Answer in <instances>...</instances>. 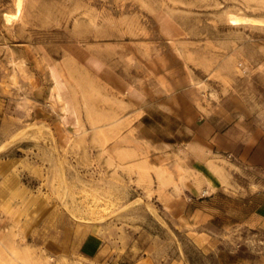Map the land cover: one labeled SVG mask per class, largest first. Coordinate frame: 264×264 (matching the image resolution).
<instances>
[{"label": "rangeland", "instance_id": "1", "mask_svg": "<svg viewBox=\"0 0 264 264\" xmlns=\"http://www.w3.org/2000/svg\"><path fill=\"white\" fill-rule=\"evenodd\" d=\"M15 12L0 0V264H264L259 198L238 197L264 172L227 154L186 170L170 145L201 115L264 121V0ZM185 188L224 193L190 213Z\"/></svg>", "mask_w": 264, "mask_h": 264}, {"label": "crops", "instance_id": "2", "mask_svg": "<svg viewBox=\"0 0 264 264\" xmlns=\"http://www.w3.org/2000/svg\"><path fill=\"white\" fill-rule=\"evenodd\" d=\"M174 117V116H173ZM173 134L177 136L178 127L177 118L174 117ZM194 121H199L195 127L192 122L185 126L186 138H174L172 141V150L174 153L178 150V145H183L181 149L186 154V160L183 168L194 170L206 164L211 155L227 154L235 157L240 163L248 165L254 170L264 172V121H260L256 113L251 117H244L240 113L233 121L225 124L223 118L215 115H201L195 117ZM181 156V155H180ZM191 180H188L190 182ZM217 192H223L220 189L208 191L207 195L183 189V194L179 197V205L184 202L185 208L190 213L198 210L199 206L203 208V198L211 197ZM246 194H239L241 199L259 198L254 206L253 217L264 223V192L247 191ZM224 193V192H223ZM251 203V201H250Z\"/></svg>", "mask_w": 264, "mask_h": 264}, {"label": "bare ground", "instance_id": "3", "mask_svg": "<svg viewBox=\"0 0 264 264\" xmlns=\"http://www.w3.org/2000/svg\"><path fill=\"white\" fill-rule=\"evenodd\" d=\"M23 3H24V0H14V6H15V9H16V12H15V14H8V13L4 14L5 20L7 22H10V20L12 18L16 17L17 14H19L21 12L22 7H23Z\"/></svg>", "mask_w": 264, "mask_h": 264}]
</instances>
